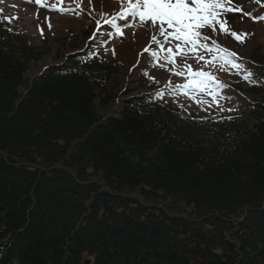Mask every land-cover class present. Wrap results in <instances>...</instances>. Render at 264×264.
I'll return each instance as SVG.
<instances>
[{
	"label": "trees",
	"instance_id": "1",
	"mask_svg": "<svg viewBox=\"0 0 264 264\" xmlns=\"http://www.w3.org/2000/svg\"><path fill=\"white\" fill-rule=\"evenodd\" d=\"M41 55L0 25V264H264L263 105L252 125L108 116L90 67L29 81Z\"/></svg>",
	"mask_w": 264,
	"mask_h": 264
},
{
	"label": "rangeland",
	"instance_id": "2",
	"mask_svg": "<svg viewBox=\"0 0 264 264\" xmlns=\"http://www.w3.org/2000/svg\"><path fill=\"white\" fill-rule=\"evenodd\" d=\"M262 1L264 2V0ZM46 3L49 5L56 3L58 7H65L71 11L61 14L58 11H52L50 7L37 5L34 0H0V18L20 36L27 38L31 44L45 50L42 60L31 65L28 72L29 78L37 76L50 64H65L74 55L86 54L89 47L94 43L93 47L96 51L93 55L98 51V54L106 56L109 61L116 62L122 68L117 78L110 84L112 86L119 84L117 92L126 88L137 90L136 93H139L140 77L138 70L141 68H146L148 76L154 77L159 82L166 84L169 80L170 77H164L162 74L170 76L172 73H169L168 69L173 68V65L166 64L165 68H160L159 64L165 63V61L157 62L155 59L145 63L151 51H160L157 44L151 43L153 30L150 22L147 25H141L138 18H119V13L126 2L122 3V0H63V3L60 4L58 0H46ZM233 4H236V0H233ZM246 4L247 1L240 2L239 6L243 10L228 14L229 17H236L234 22L230 19L229 24L238 31V34L248 33L244 43H240L227 35H219L215 39L221 46L235 51L237 53L235 59L241 65L246 66L248 70L263 71L264 66H255V62L252 64L246 60L254 53L264 57V20L254 21L251 17L245 16L244 12H249L244 10ZM253 6L259 7V4L254 2ZM250 12L254 15H264V8L258 12L254 8ZM112 17H118L117 24L122 28L123 36L117 34L116 29L111 25L104 24L105 19ZM97 20L100 21V24L96 23ZM49 22L51 23L50 28ZM133 24L135 27L131 26ZM41 29H43V34H41ZM204 31L206 32L207 29ZM45 38L47 43L44 42ZM145 47H149V52H143ZM112 49H115V55H113ZM160 54L162 57L167 55L166 52H160ZM199 54L204 55L205 60L199 62L192 58L187 60L193 70H210L208 72L214 71L217 76L221 73L228 76L229 79L241 80L245 84L244 86L251 90L254 83L243 79V71H236L230 66L222 67L219 62L208 64L206 61L211 60V54L203 51H200ZM176 60L175 70L186 71L181 67L184 63L183 56L177 55ZM176 77L175 75L171 77L172 84L186 82V78ZM255 83L259 85L258 82ZM223 93L224 96H229L231 100H225L223 96H220L218 100L214 101L210 95L195 94L197 100L207 101L206 104L201 105L191 99L189 95H172L167 91L164 98L169 101L177 100L186 105L188 109L197 111L201 115L210 114L218 119L228 120V123L230 121L236 123L245 121L248 119L244 114L247 112V106L253 101L264 102L263 95L252 99L251 91L245 93L226 91ZM208 105L212 106L209 107ZM229 108L232 111H227ZM117 109H119L118 104L113 107L111 113ZM221 109L225 110L222 111Z\"/></svg>",
	"mask_w": 264,
	"mask_h": 264
},
{
	"label": "snow or ice",
	"instance_id": "3",
	"mask_svg": "<svg viewBox=\"0 0 264 264\" xmlns=\"http://www.w3.org/2000/svg\"><path fill=\"white\" fill-rule=\"evenodd\" d=\"M34 2L41 7H50L52 11H58L61 14L71 11L65 7H58L56 3L49 5L46 0H34ZM58 3L62 4L63 0H58ZM122 3H125V0H122ZM239 4L240 0H236V4H233V0H126L119 18H138L141 25H147L150 22L153 30L151 43L157 44L160 48V51H151L145 63L147 64L150 59H155L157 62L164 60L165 63L159 64L160 68H165L166 64L173 65V68H169L168 71L175 76L186 78L185 83L175 86L172 85L171 80H168L165 89L157 91L158 97L163 98L166 90L172 95H189L201 105L206 104L207 101L197 100L195 94L210 95L214 101L218 100L222 90L229 86L220 82L211 72L202 69L193 70L187 63L190 58L196 59L197 62L205 60V56L199 54L200 51L211 54V60L206 63L219 62L222 67L230 66L238 71L243 70L245 81L256 82L253 72L236 62L237 53L221 46L215 39L219 35H227L244 43L248 33L238 34V31L229 24V20L234 22L236 17H229L228 14L243 10ZM244 15L251 17L254 21L264 20V15H254L250 11L244 12ZM117 18L105 19L104 24L111 25L116 29L117 34L123 36L124 33L117 24ZM96 23L100 24V21L97 20ZM48 26L51 27L50 22ZM131 26L135 27V24ZM205 29H207L206 32ZM40 31L43 34V29ZM143 52H149V47H145ZM160 52H166L167 55L162 57ZM112 53L115 55V49H112ZM177 55L183 56L184 63L181 67L186 71L175 70ZM152 79L155 82V78ZM217 107H219L218 104ZM227 111L232 109L229 108Z\"/></svg>",
	"mask_w": 264,
	"mask_h": 264
}]
</instances>
